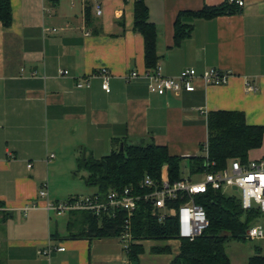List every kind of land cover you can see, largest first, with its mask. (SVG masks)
Masks as SVG:
<instances>
[{"label": "crops", "instance_id": "0c3cea01", "mask_svg": "<svg viewBox=\"0 0 264 264\" xmlns=\"http://www.w3.org/2000/svg\"><path fill=\"white\" fill-rule=\"evenodd\" d=\"M222 1L146 0L163 74L211 66L232 72L226 84L197 79L193 91L159 94L145 76L134 0H11V25L0 21V264H133L118 236H72L71 215L46 207L82 195L75 170L84 150L100 157L114 138H144L172 154H200L207 113L216 109L242 110L248 123L264 124V0H245L238 12L210 19L187 17L191 35L173 43L180 10ZM102 67L111 73L110 91L102 87ZM83 79L90 85L78 86ZM146 240L139 264H146ZM164 241L171 251L163 253L174 255L160 264H170L180 240Z\"/></svg>", "mask_w": 264, "mask_h": 264}, {"label": "trees", "instance_id": "16d2710c", "mask_svg": "<svg viewBox=\"0 0 264 264\" xmlns=\"http://www.w3.org/2000/svg\"><path fill=\"white\" fill-rule=\"evenodd\" d=\"M240 7L235 2L223 0L218 4H204L199 9L180 10L174 20V45H180L193 31V24L185 20L187 17L210 19L238 12ZM0 21L6 27L11 25V0H0ZM134 29L143 35L145 66L147 70H153L160 59L157 50L158 29L149 18L146 0H134ZM207 129L208 138L201 143L200 154H172L167 145L157 144L150 139L141 138L133 142L114 138L109 153L100 157L94 156L90 151L82 154L75 173L80 174L86 184L96 187L93 194L106 197L113 189L131 187L138 191L146 175L158 181L165 164L171 181L182 177L185 159L188 160L187 166L191 171L203 170L205 149L209 158L215 160L216 167L222 168L232 158H252L250 151L264 143V124L248 123L242 110H210L207 113ZM196 201L206 209L210 224L201 235L191 240L179 239L174 215H167L164 220L159 221L152 212L151 203L140 200L131 215L132 241L125 248L130 261L139 264V254L144 251L142 241L145 239L177 238L180 240L179 251L170 264H233L226 252L225 242L230 238L245 239L248 228L255 224L254 219L263 214L255 208H243L238 194L211 187L198 193ZM180 202L177 199L168 204L177 206ZM68 214L72 218L69 228L75 237H119L125 228L124 209H116L112 215L102 216L87 209L71 210ZM151 250L158 253L170 252L171 247L169 244H156L151 246ZM243 264H264L261 247L256 246L255 253Z\"/></svg>", "mask_w": 264, "mask_h": 264}, {"label": "built area", "instance_id": "2783aa9c", "mask_svg": "<svg viewBox=\"0 0 264 264\" xmlns=\"http://www.w3.org/2000/svg\"><path fill=\"white\" fill-rule=\"evenodd\" d=\"M243 6L245 0H229ZM100 12V9H97ZM61 73H68L67 69H61ZM137 71H132L131 76H136ZM232 72L221 67L211 66L198 72L195 67H185L177 75H165L161 66L153 70H147L145 76L149 79L148 87L152 92L163 94L167 91H193L196 89V80L201 79L205 84L220 85L226 84ZM102 87L110 91L111 73L106 67L100 69ZM78 86H89L88 80H79ZM249 88H252L249 85ZM53 155V154H52ZM204 169L191 171L187 166L182 177L171 181L168 168L165 164L162 168L161 178L156 181L150 175H146L141 182L138 191L131 187L113 189L106 197L98 194L73 195L62 201H50L46 207L56 214H64L71 210L87 209L97 215H112L116 209L126 210L125 228L120 234L123 246L126 248L132 241L131 215L136 209L140 200L148 201L152 205V212L159 221L164 220L167 215H174L178 237L194 239L201 235L209 226L206 209L196 201L198 193L205 192L209 187L221 189L222 191L239 190L238 196L241 199L242 207L245 209H258L264 214V156L242 160L232 158L222 168L216 167L215 160L204 153ZM32 163H28L31 167ZM237 188L234 189L233 186ZM47 182H43L39 188V195L45 196ZM180 199L177 206H169V202ZM183 199V200H182ZM264 235V229L260 224H254L247 230L246 237L255 238ZM64 249V246H58ZM49 249L40 250V253L47 254Z\"/></svg>", "mask_w": 264, "mask_h": 264}, {"label": "rangeland", "instance_id": "374dc122", "mask_svg": "<svg viewBox=\"0 0 264 264\" xmlns=\"http://www.w3.org/2000/svg\"><path fill=\"white\" fill-rule=\"evenodd\" d=\"M138 141V140H137ZM136 142V141H133ZM250 157L255 158L264 155V143L262 146L258 148H254L250 151L249 153ZM83 156V155H82ZM184 163V162H183ZM184 168H182V171H186V167L184 164L182 165ZM79 183L84 187L79 192V194H91L93 191L96 190L94 186L87 185L84 180L80 181L78 180ZM235 192L236 194H239V190L231 191ZM229 193V192H228ZM77 195V194H76ZM54 214V213H52ZM55 216V214H54ZM57 216V215H56ZM59 217L60 220H64L65 216H57ZM54 218V217H53ZM56 218V219H57ZM253 223L255 224H260L262 225L264 229V214L257 216ZM121 240V238L119 237ZM122 244L123 241L121 240ZM165 243L164 240H153L150 239L149 241H145V246H146V251L142 254L143 255V262L146 264H160V262H164L167 258L169 259L171 255H174V253H153L150 250V245H156V244H163ZM179 245V241H172L171 246L173 249H177ZM256 246H260L262 249V253L264 254V235L261 237H255V238H250L246 237L245 239H235V238H230L225 242V249L227 254L230 256L231 260L233 262H244L245 260L248 259V257L252 254L255 253V248ZM0 257H6V255H0ZM5 262V261H4Z\"/></svg>", "mask_w": 264, "mask_h": 264}, {"label": "water", "instance_id": "95a60500", "mask_svg": "<svg viewBox=\"0 0 264 264\" xmlns=\"http://www.w3.org/2000/svg\"><path fill=\"white\" fill-rule=\"evenodd\" d=\"M121 145H122V144H121ZM83 155H85V150H84V152H83ZM233 188H234V189H236V188H237V186H236V185H234V186H233Z\"/></svg>", "mask_w": 264, "mask_h": 264}]
</instances>
